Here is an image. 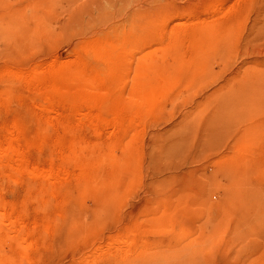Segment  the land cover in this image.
I'll return each instance as SVG.
<instances>
[{"label": "rangeland", "instance_id": "obj_1", "mask_svg": "<svg viewBox=\"0 0 264 264\" xmlns=\"http://www.w3.org/2000/svg\"><path fill=\"white\" fill-rule=\"evenodd\" d=\"M0 148L13 264H264V0H0Z\"/></svg>", "mask_w": 264, "mask_h": 264}, {"label": "bare ground", "instance_id": "obj_2", "mask_svg": "<svg viewBox=\"0 0 264 264\" xmlns=\"http://www.w3.org/2000/svg\"><path fill=\"white\" fill-rule=\"evenodd\" d=\"M9 70V69H8ZM139 71V70H138ZM138 71H137V73H138ZM8 72V71H7ZM9 73V72H8ZM14 73V72H13ZM136 73V74H137ZM10 74V73H9ZM14 76H15V74H14ZM21 76V75H20ZM25 76V75H24ZM13 77V76H12ZM11 77V78H12ZM13 79V78H12ZM63 81V80H62ZM17 84V83H16ZM141 108V107H140ZM134 110V109H133ZM75 111V110H74ZM77 111V110H76ZM85 116V115H84ZM84 118V117H83ZM92 118V117H91ZM94 119H97V118H94ZM93 119V120H94ZM96 121V120H95ZM101 122V121H100ZM96 123V122H95ZM98 124V123H97ZM103 127V126H102ZM14 129H15V127H14ZM42 129V128H41ZM50 129V128H49ZM42 131V130H41ZM98 132V131H97ZM96 133V132H95ZM10 135V134H9ZM12 135V134H11ZM42 135V134H41ZM11 137V136H10ZM8 138V137H7ZM6 139V138H5ZM72 145V144H71ZM3 147V146H2ZM74 147V146H73ZM13 148V147H12ZM11 148V151L9 150V152H11L12 154L10 155L11 156V160H13V162H14V160L15 159H13L15 156V151H16V149L14 150V148L12 149ZM72 148V147H71ZM3 150L5 151V149L3 148H0V155H1V153L2 154H4L3 153ZM18 151V150H17ZM72 151V150H71ZM19 152V151H18ZM75 152V151H74ZM6 153H7V150H6ZM50 153V152H49ZM68 153H69V151H68ZM17 155H19L18 153H16ZM70 154V153H69ZM74 154V153H73ZM72 154V155H73ZM8 156H9V154H7ZM16 155V156H17ZM76 155H77V152H76ZM2 156V155H1ZM18 157V156H17ZM74 157V156H73ZM77 157H78V155H77ZM77 157H76V159H77ZM16 158V157H15ZM9 159V158H8ZM75 159V160H76ZM80 159V158H79ZM51 160V159H50ZM74 159H72V161H75ZM80 161H82L81 159H80ZM1 162V161H0ZM11 162V161H10ZM9 162V163H10ZM12 162V163H13ZM62 162V161H61ZM76 162H77V160H76ZM85 162V161H84ZM84 162H83V164H84ZM81 163V162H80ZM79 163V164H80ZM1 164V163H0ZM15 164V163H14ZM15 170V169H14ZM53 170V169H52ZM55 170H56V168H55ZM20 171V170H19ZM35 171L37 172V171H39V170H37L36 168H34L33 167V169L31 170V171H29V174L31 175V174H33V173H35ZM31 172V173H30ZM56 172V171H55ZM40 173H41V175L43 176V173L44 174H49V172H45V171H43V170H40ZM40 173H38V174H40ZM36 174V173H35ZM52 174H54V173H52ZM71 174V173H70ZM40 175V176H41ZM55 176H56V173L54 174ZM54 175H53V177L52 178H56V177H54ZM35 176V175H34ZM45 176H48V175H45ZM44 176V177H45ZM33 178H35V177H33ZM46 178V177H45ZM47 178H49V177H47ZM29 179H31L30 177H29ZM41 179V178H40ZM45 180H47V179H45ZM51 180V179H50ZM41 181H42V179H41ZM33 182V181H32ZM50 183V182H49ZM48 184V183H47ZM34 186V185H33ZM46 189V188H45ZM46 190H48V189H46ZM48 192V191H47ZM48 198V197H47ZM37 200V199H36ZM34 201V200H33ZM36 203V202H35ZM2 204V203H1ZM0 204V208L2 209L3 207H1L2 205ZM42 204H44V203H42ZM41 204V205H42ZM47 205V204H46ZM47 208V207H46ZM3 210H1L0 211V233L2 232V231H5L6 233H7V238H8V240H10L13 244H11V245H9V246H11V248H9L8 247V251H6V252H3L4 253V255H3V257H1L0 256V264H13L14 262H10V261H12V260H16V258H18V254L19 253H17V249H20V244H21V242H23L24 243V241L26 242V234L27 233H29V232H26V234H25V229L23 228V227H20L19 229H16V227H15V222H12V220H10V216H5L6 214H4L3 212H2ZM1 212H2V214L4 215H2L1 214ZM55 214V213H54ZM56 216V215H55ZM6 217H9V224H6V225H4L3 223H2V220H4ZM5 221V220H4ZM14 221H15V218H14ZM159 223L161 222V221H158ZM2 236V235H1ZM27 236H29V235H27ZM116 239V238H115ZM0 240H3V239H1V237H0ZM17 241V242H16ZM119 241V240H118ZM3 242H4V240H3ZM2 242V243H3ZM121 242V241H120ZM10 243V242H9ZM127 243V242H126ZM0 244H1V242H0ZM7 244V243H6ZM13 245V246H12ZM123 245V244H122ZM1 246V245H0ZM3 246H5V244H3ZM139 246V245H138ZM23 247V249H21V251L22 250H24L25 248H24V246H22ZM21 247V248H22ZM27 248V247H26ZM7 250V249H6ZM136 250V249H135ZM25 252V251H24ZM133 253V252H132ZM15 255V254H17L16 256H15V259H14V257H13V255ZM10 256H12L13 257V259L10 257ZM11 259V260H10ZM16 263V262H15Z\"/></svg>", "mask_w": 264, "mask_h": 264}]
</instances>
